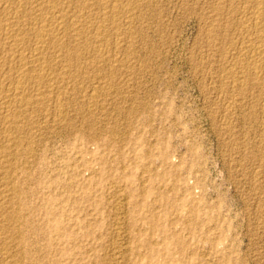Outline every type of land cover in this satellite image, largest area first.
Instances as JSON below:
<instances>
[{
    "label": "rangeland",
    "instance_id": "374dc122",
    "mask_svg": "<svg viewBox=\"0 0 264 264\" xmlns=\"http://www.w3.org/2000/svg\"><path fill=\"white\" fill-rule=\"evenodd\" d=\"M68 1L70 53L47 46L49 83L0 114V264H264V0Z\"/></svg>",
    "mask_w": 264,
    "mask_h": 264
},
{
    "label": "bare ground",
    "instance_id": "6f19581e",
    "mask_svg": "<svg viewBox=\"0 0 264 264\" xmlns=\"http://www.w3.org/2000/svg\"><path fill=\"white\" fill-rule=\"evenodd\" d=\"M68 0H0V53H4V54H6V57H7V59H6V57L5 58H3V60L4 59H6L7 60V62H9V66H7V69H5L6 70V72L8 73L7 75L9 76V78H10V80H9V85H11L15 90H13V91H15L14 93H9V94H7L6 92H5V96H4V99H6V101L4 102V104H2L1 105V103H0V114L1 113H3L4 112V114H6V115H14V113L16 112V110H14V109H12V107H15L16 109H19V108H21L23 105H25L28 101H29V99H30V95H29V93L30 92H28L29 90L27 89V87H26V83L25 82H29V80H31V81H33V82H39L40 83V81H47L46 79H49V78H51V76H52V74H51V76H50V74H49V72H46L45 70H44V66L46 65V63H48L47 62V60H44V51H46V49H47V46H48V48L50 47L49 45H53V44H55L53 47L54 48H56L57 46H61L62 45V43H60V41H59V39H60V35L61 34H64V32L65 31H72V30H74V31H79L80 29H81V26L79 25V24H77L76 22H74V21H72V20H70V17L68 18V17H65L66 15H68V14H63L64 12H62V8L61 7H63V5H64V3L66 2L67 4L69 3V1L67 2ZM71 1V0H70ZM74 1H77V0H74ZM81 1V0H80ZM83 1V0H82ZM81 1V2H82ZM105 1V0H104ZM117 1V0H116ZM115 1V2H116ZM231 1V0H230ZM254 1H256V0H254ZM78 2V1H77ZM80 2V3H81ZM90 2V1H89ZM89 2L87 1H85L84 2V4L85 3H88V5H90L89 4ZM92 2V1H91ZM108 2V1H107ZM105 3V2H100V3H98V1H97V3L99 4V5H96V6H100L101 8H103L104 10L105 9H108L109 10V8L111 9L110 11H108L109 13L106 15V17L107 16H110L111 14H112V12L113 13H115L114 11V9L113 8H115L116 6V4L113 2V4H115V5H112V6H110V5H108V3ZM118 2H119V0H118ZM124 2V1H123ZM148 2V1H147ZM261 2V1H260ZM95 2H93V4H94ZM120 3V2H119ZM129 3V2H128ZM127 3V4H128ZM264 3V2H263ZM263 3H261V4H263ZM66 4V5H67ZM70 4V3H69ZM75 3H72V5H74ZM92 4V5H93ZM96 4V3H95ZM125 4V3H124ZM220 4V3H219ZM234 4V3H233ZM259 4V3H258ZM76 5V4H75ZM132 5V4H131ZM256 5H257V3H256ZM119 6V5H118ZM127 6V5H126ZM261 5H259V6H257L258 8L260 7ZM262 6H264V4L262 5ZM67 7V6H66ZM71 7V6H70ZM76 7V6H75ZM87 7V6H86ZM90 7V6H89ZM91 7H93V6H91ZM256 6H254V8H253V10L251 11V13L253 14H251L253 17L255 16L257 19H258V23H259V18L258 17H261V21H262V16L264 15H262V16H260V14L262 13V10H261V7H260V9H256L257 8ZM68 8V7H67ZM94 8H95V5H94ZM118 8V7H117ZM124 7H123V5H122V9H123ZM230 8V7H229ZM64 9V8H63ZM72 9H73V7H72ZM75 10H77V12L78 11H82V9H83V4H79L78 5V7H76V8H74ZM87 9H88V7H87ZM130 9V8H129ZM134 9V8H133ZM136 9V8H135ZM228 9V8H227ZM233 9V8H232ZM252 9V8H251ZM68 10V9H67ZM74 10V11H75ZM84 10V9H83ZM86 10V9H85ZM104 10H102V11H104ZM114 10V11H113ZM126 10V9H125ZM214 10V9H213ZM74 11H73V13H74ZM107 11V10H106ZM118 11V10H117ZM116 11V12H117ZM120 11V10H119ZM234 10H232V12H233ZM249 11V10H248ZM97 12V11H96ZM123 12V11H122ZM226 12V11H225ZM231 12V11H230ZM68 13L70 14L71 12H69L68 11ZM83 13V12H82ZM82 13H81V15H82ZM85 13H86V11H85ZM84 13V14H85ZM88 13V12H87ZM86 13V14H87ZM107 13V12H106ZM128 13V12H127ZM264 13V12H263ZM92 14V13H91ZM94 15H95V12L93 13ZM104 14H105V12H104ZM102 15V16H105V15ZM138 14V13H137ZM217 14V13H216ZM249 14H250V12H249ZM73 15V14H72ZM93 15V16H94ZM213 15V14H212ZM224 15H225V13H224ZM91 16V15H90ZM117 16V15H116ZM125 16H126V13H125ZM128 16V15H127ZM132 16V15H131ZM85 17V16H84ZM83 17V18H84ZM113 17V16H112ZM213 17V16H212ZM249 17V16H248ZM248 17H245V18H248ZM252 17V18H253ZM72 18H74V15H73V17ZM71 18V19H72ZM78 18H80L79 16H78ZM82 18V19H83ZM87 18H88V14H87ZM108 18V17H107ZM128 18V17H127ZM135 18V17H134ZM91 19V18H90ZM102 19H103V17H102ZM110 19H111V16H110ZM114 19V18H113ZM136 19V18H135ZM104 20V19H103ZM112 20V19H111ZM131 20V19H130ZM249 20V19H248ZM83 21L85 22V20L83 19ZM82 21V22H83ZM90 21V20H89ZM107 21H109V19L107 20ZM117 21V20H116ZM124 21V20H123ZM133 21V20H132ZM211 21V20H210ZM243 21V20H242ZM250 21V20H249ZM264 21V20H263ZM81 22V21H80ZM86 22H88L87 21V19H86ZM120 22H121V20H120ZM212 22V21H211ZM255 22V21H254ZM128 23V22H127ZM242 23V22H241ZM240 23V24H241ZM245 23H246V21H245ZM245 23H244V25H245ZM23 24H26L27 26H28V29H29V31H30V33H28V36H27V39H25L24 37H21V35L19 36V34L17 33V29H18V27L19 26H21V25H23ZM101 24H102V22H101ZM105 24V23H104ZM116 24V23H115ZM130 24V23H129ZM212 24V23H211ZM231 24V23H230ZM251 24V23H250ZM263 24V23H262ZM261 24V25H262ZM25 25V26H26ZM98 25V24H97ZM126 25V24H125ZM256 25V24H255ZM122 26V25H121ZM252 26H253V24H252ZM252 26H249L250 28L249 29H251V27ZM23 27V26H22ZM85 27H87V26H85ZM208 27H210V26H208ZM246 27V26H245ZM82 28H83V26H82ZM102 28H103V26H102ZM241 28V27H240ZM255 28H257V25H256V27ZM20 29V28H19ZM23 29H24V27H23ZM247 29V28H246ZM245 29V30H246ZM84 30V29H83ZM99 30V29H98ZM120 30V29H119ZM126 30V29H125ZM244 30V29H243ZM252 30V29H251ZM254 30V29H253ZM256 30V29H255ZM254 30V31H255ZM258 30H259V27H258ZM260 30H262V28H260ZM24 31H26V29L24 30ZM93 31H94V29H93ZM210 31V30H209ZM209 31H208V33H209ZM27 32H28V30H27ZM98 32V31H97ZM104 32V31H103ZM263 32V31H262ZM23 33V32H22ZM21 33V34H22ZM25 33V32H24ZM100 33V32H99ZM246 33V32H245ZM256 33V32H255ZM81 34V33H80ZM87 34V33H86ZM104 34V33H103ZM65 36H67V34H64ZM76 35H77V33H76ZM89 35V34H88ZM92 35V34H91ZM96 36H97V34H95ZM99 35V34H98ZM123 35V34H122ZM207 35V34H206ZM245 35V34H244ZM250 35V34H249ZM253 35H255V34H253ZM256 35H259V33L258 34H256ZM22 36H23V34H22ZM25 36V35H24ZM87 36V35H86ZM68 37H70V35L68 36ZM73 37V36H72ZM72 37H71V39H72ZM78 37V36H77ZM100 37V36H99ZM102 37V36H101ZM100 37V38H101ZM249 37V36H248ZM261 37V36H260ZM59 38V39H58ZM64 38V37H63ZM76 38V37H75ZM84 38V37H83ZM257 38V37H256ZM262 38H263V36H262ZM102 39V38H101ZM116 39V38H115ZM254 39H255V37H254ZM259 39V38H258ZM63 40V39H62ZM100 40V39H99ZM103 40V39H102ZM107 40V39H106ZM249 40V39H248ZM80 41V40H79ZM99 42V41H98ZM261 42V41H260ZM75 43V42H74ZM83 43V42H82ZM85 43V42H84ZM246 43H247V41H246ZM245 43V44H246ZM249 43V42H248ZM248 43H247V45H248ZM256 43V42H255ZM263 43V41L261 42V43H259V44H262ZM24 44H26V45H24ZM71 44V43H70ZM81 44V43H80ZM82 45V44H81ZM83 45H85V44H83ZM82 45V46H83ZM101 45V44H100ZM241 45V44H240ZM250 45V44H249ZM63 47H64V45H62ZM61 46V47H62ZM66 46H67V44H66ZM243 46V45H242ZM252 46V45H251ZM74 47V46H73ZM86 47V46H85ZM94 47V46H93ZM92 47V48H93ZM245 47V46H244ZM249 47V46H248ZM50 48H52V46L50 47ZM49 48V49H50ZM58 48V47H57ZM76 48V47H75ZM91 48V47H90ZM100 48H101V46H100ZM254 48V47H253ZM61 49V48H60ZM246 49V48H245ZM245 49H243V50H245ZM55 50V49H54ZM66 50H67V48H66ZM65 50V47H64V50H63V54H64V52L66 51ZM85 50V49H84ZM102 50V49H101ZM247 50H249V49H247ZM245 51V52H248V51ZM57 51L58 50H56V53H57ZM60 51V50H59ZM70 51V50H69ZM103 51V50H102ZM111 51V50H110ZM240 51V50H239ZM251 51V50H250ZM253 53L250 55L251 56V59H252V61L254 62V63H257V65H256V69H259V70H261V66L259 65V63L261 62V60H262V57H264L263 55H264V45L262 44V45H257V47L256 48H254L253 50ZM96 52V51H95ZM48 53V52H47ZM68 53V52H67ZM67 53L65 52V54H66V56H68L67 55ZM70 53V52H69ZM68 53V54H69ZM72 53V52H71ZM75 54H77L76 52H74ZM126 53V52H125ZM240 53V52H239ZM239 53H238V56H239ZM243 53V52H242ZM3 54V55H4ZM52 54V53H51ZM51 54H50V56H51ZM102 54V53H101ZM248 54H250L249 52H248ZM79 55V54H78ZM109 55H110V53H109ZM2 55L0 54V57H1ZM48 54H47V57H50ZM57 55H52V57L51 58H55ZM71 56V55H70ZM75 56V55H74ZM64 57H65V55H64ZM79 57V56H78ZM118 57V56H117ZM68 58L69 57H67L66 59L68 60ZM76 58V57H75ZM104 58V57H103ZM235 58V57H234ZM49 59V58H48ZM56 59V58H55ZM59 59V58H58ZM65 59V60H66ZM82 59V58H81ZM84 59V58H83ZM87 59V58H86ZM106 59V58H105ZM112 59H113V56H112ZM249 59H250V57H249ZM261 59V60H260ZM264 59V58H263ZM50 60V59H49ZM57 60V59H56ZM66 60V61H67ZM93 60H95V59H93ZM109 60V59H108ZM114 60V59H113ZM59 61H60V59H59ZM59 61H57V62H59ZM75 61V60H74ZM11 62H13V64H14V62H16V66H15V64H14V66L13 65H11ZM53 62H55L54 60H53ZM62 62V61H61ZM65 62V61H64ZM106 62H107V59H106ZM245 62V61H244ZM250 62V61H249ZM2 63V62H1ZM92 63V62H91ZM110 63V62H109ZM263 63V62H262ZM52 64V63H51ZM54 64V63H53ZM63 64V63H62ZM125 64V63H124ZM246 64V63H245ZM252 64V63H251ZM261 64V63H260ZM66 65H67V63H66ZM111 65V64H110ZM113 65V64H112ZM128 65V64H127ZM249 65V64H248ZM264 65V64H263ZM47 66V65H46ZM50 66V65H49ZM252 66V65H251ZM64 67V66H63ZM75 67V66H74ZM232 67H235V66H232ZM56 68V67H55ZM110 68V67H109ZM236 68V67H235ZM248 68V67H247ZM250 68V67H249ZM254 68H255V66H254ZM264 68V67H263ZM46 69V68H45ZM50 69V68H49ZM67 69V68H66ZM250 69H252V68H250ZM249 70V69H248ZM253 70V69H252ZM234 71V70H233ZM231 72V73H234V72ZM258 70H255L254 71V73H252V74H256V72H257ZM55 72V71H54ZM0 73H3V72H1V69H0ZM62 73V72H61ZM66 72H64V74H65ZM230 73V72H229ZM4 74H5V72H4ZM64 74H62V75H64ZM68 74V73H67ZM67 74H66V76H67ZM112 74V73H111ZM262 74V73H261ZM2 75V74H1ZM59 75V74H58ZM248 75V74H247ZM250 75H251V73H250ZM6 76V75H5ZM58 77V76H57ZM57 77H54V79L56 78V79H58ZM63 77V76H62ZM231 77V76H230ZM230 77H228V79L230 78ZM257 77H260V75L259 76H257ZM7 78V77H6ZM64 78V77H63ZM67 78V77H66ZM73 78V77H72ZM110 78V77H109ZM232 78V77H231ZM251 78V77H250ZM253 78V77H252ZM3 79V78H2ZM56 79H55V81H56ZM60 79H62V78H60ZM97 79H98V77H97ZM237 79V78H236ZM240 79V78H239ZM0 80H1V77H0ZM4 80V79H3ZM59 80V79H58ZM66 80V79H65ZM250 80V79H249ZM2 81V80H1ZM30 81V82H31ZM51 81V80H50ZM60 81V80H59ZM62 81V80H61ZM64 81V80H63ZM80 81V80H79ZM48 82V81H47ZM54 82V81H53ZM68 82V81H67ZM6 83V82H5ZM4 83V84H5ZM32 83V82H31ZM49 83V82H48ZM45 84V83H44ZM62 84V83H61ZM104 84V83H103ZM106 84V83H105ZM224 84V83H223ZM3 85V84H2ZM7 85V84H6ZM28 85V84H27ZM39 85H41V83L39 84ZM92 85V84H91ZM222 85V84H221ZM32 86H33V84H32ZM47 86V85H46ZM49 86H50V84H49ZM56 86V85H55ZM73 86V85H72ZM3 87V86H2ZM7 87V86H6ZM33 87H35V86H33ZM93 87V86H92ZM103 87V86H102ZM107 87V86H106ZM30 88V87H29ZM40 88H41V86H40ZM63 88V87H62ZM12 89V88H11ZM36 89H39V88H36ZM51 89V88H50ZM9 90V89H8ZM12 91V90H11ZM35 92L37 91V90H34ZM97 91V90H96ZM102 91V90H101ZM2 92V91H1ZM32 92V91H31ZM41 92V91H40ZM57 92H58V90H57ZM65 92V91H64ZM264 92V91H263ZM3 93V92H2ZM37 94H38V91L36 92ZM44 93V92H43ZM48 93V92H47ZM50 93V92H49ZM93 93V92H92ZM108 93V92H107ZM61 94V93H60ZM65 94V93H64ZM263 94V93H262ZM0 95H1V93H0ZM39 95H41V94H39ZM39 95H37V96H39ZM45 95V94H44ZM51 95V94H50ZM56 95V94H55ZM86 95V94H85ZM33 96H35L34 94H33ZM46 96V95H45ZM36 97V96H35ZM89 97V96H88ZM91 97H92V94H91ZM94 97H95V95H94ZM1 98V97H0ZM31 98H33V97H31ZM2 99V98H1ZM41 99H44V97H43V95L42 96H39V97H36V98H34V101H42ZM48 100V99H47ZM243 100V99H242ZM40 101L38 102V103H40ZM59 101V100H58ZM32 102V101H31ZM36 102L34 103V105H36ZM92 102H94V101H92ZM97 102V101H96ZM43 103V102H42ZM57 103V102H56ZM91 104V103H90ZM27 105H29V104H27ZM44 105V104H43ZM93 105V104H92ZM262 105V104H261ZM12 106V107H11ZM32 106V105H31ZM55 106V105H54ZM17 107H19V108H17ZM24 108V107H23ZM50 108V107H49ZM25 109V108H24ZM24 109H22V112H23V110ZM31 109V108H30ZM26 110H27V108H26ZM34 110V109H33ZM59 110V109H58ZM19 111H21V110H19ZM39 111V110H38ZM51 111V110H50ZM17 112H18V110H17ZM22 112H21V114H22ZM20 113V112H19ZM24 113V112H23ZM60 113V112H59ZM93 113V112H92ZM3 114V115H4ZM21 114L19 115V116H21ZM61 114V113H60ZM85 114H86V112H85ZM2 115V116H3ZM15 115H16V113H15ZM18 115V114H17ZM57 115H59V114H57ZM94 115V114H93ZM5 116V115H4ZM53 116V115H52ZM66 116V115H65ZM9 117V116H8ZM14 116H12V118H13ZM18 117V116H17ZM10 118V120L12 121L13 119H11V117H9ZM9 118H6L7 120H9ZM55 118V117H54ZM58 118V117H57ZM254 118V117H253ZM5 120V119H4ZM16 120V119H15ZM10 121V122H11ZM14 121V120H13ZM41 121V120H40ZM45 121V120H44ZM86 121V120H85ZM1 122V121H0ZM9 122V121H8ZM34 123V122H33ZM4 124V123H3ZM1 125V124H0ZM6 125V124H5ZM16 125H17V122H16ZM20 125V124H19ZM30 125V124H29ZM23 126V125H22ZM15 128H16V126L15 125H9L7 128H4V129H2V127L0 126V140H1V138L3 139L4 137H2L3 135H5L6 134V136H7V134H9L11 131H13V130H15ZM18 128V127H17ZM23 128H25V126L23 127ZM28 128V127H27ZM35 128V127H34ZM19 130V129H18ZM15 132V131H14ZM12 134V133H11ZM13 134H15V133H13ZM27 134H28V132H27ZM24 135V134H23ZM35 135V134H34ZM6 136H5V138H6ZM9 136V135H8ZM11 136V135H10ZM13 136V135H12ZM12 136H11V138H12ZM19 136V135H18ZM89 136V135H88ZM23 137V136H22ZM18 138V137H17ZM14 139H15V137H14ZM30 139V138H29ZM22 140V139H21ZM27 140V139H26ZM16 141V140H15ZM20 141V140H19ZM7 142H9V140L7 141ZM17 142V141H16ZM15 142V143H16ZM35 142V141H34ZM9 143H12L11 142V140H10V142ZM19 143H21V142H19ZM3 144H4V140H3ZM8 144V143H7ZM12 144H14V143H12ZM18 144V143H17ZM36 144V143H35ZM11 145V144H10ZM15 145V144H14ZM27 145H29L28 144V140H27ZM1 146V145H0ZM7 146V145H6ZM16 146V145H15ZM30 146V145H29ZM2 147V146H1ZM4 147V146H3ZM2 147V148H3ZM7 148V147H6ZM12 148V147H11ZM19 148V147H18ZM9 149V148H8ZM7 149V151H10V150H8ZM13 149V148H12ZM15 149V148H14ZM27 149V148H26ZM22 150V149H21ZM5 149L4 150H0V161H1V159L3 158V157H5L8 153H6V155H5ZM13 152V151H12ZM17 152V151H16ZM16 152H14V154H17ZM13 154V155H14ZM13 155H11L12 157H13ZM19 155V154H18ZM7 157H8V155H7ZM17 157V156H16ZM30 158V157H29ZM5 159V158H4ZM9 159V158H8ZM6 160V159H5ZM17 160V159H16ZM7 161V160H6ZM5 161V162H6ZM2 164V163H1ZM3 166H4V164H3ZM8 167V166H7ZM9 168V167H8ZM11 169V168H10ZM14 172V171H13ZM19 172V171H18ZM11 173V172H10ZM7 174V173H6ZM2 176V175H1ZM14 179V178H13ZM5 181H6V178L4 179ZM26 181V180H25ZM16 185V184H15ZM13 186V185H12ZM16 187V186H15ZM17 187H19V185H17ZM13 188H14V186H13ZM16 188H14V189H11V191L12 190H15ZM9 190H10V188H9ZM20 190V189H19ZM18 189H17V191L16 192H19L18 194H16L17 196H16V199H18L19 197H18V195H21V191H19ZM11 191H10V193H11ZM13 195H14V192L12 193ZM10 196V195H9ZM25 196V193L23 194V196H20V197H22V199H23V197ZM13 197V196H12ZM18 197V198H17ZM19 200V199H18ZM21 200V199H20ZM19 202V201H18ZM23 202V201H22ZM19 204H21V203H19ZM18 205V204H17ZM22 205V204H21ZM23 206V205H22ZM24 206H25V204H24ZM23 206V207H24ZM19 207L20 206H18V210H19ZM24 209V208H23ZM22 209V207H21V209H20V211L21 210H23ZM19 211V213H22V211L20 212ZM15 212V211H14ZM24 212V211H23ZM13 213V212H12ZM17 213H18V211H17ZM16 214V213H15ZM23 214V213H22ZM21 214V215H22ZM8 216V215H7ZM13 216H14V214H13ZM19 216H20V214H18V217H17V215H16V220L17 219H19ZM23 216V215H22ZM9 217V216H8ZM11 217V216H10ZM10 217H9V220H10ZM14 218V217H13ZM22 218V217H21ZM20 218V219H21ZM23 219V218H22ZM24 220V219H23ZM14 221V220H13ZM18 221H20V220H18ZM23 222V221H22ZM2 223V222H1ZM13 223V222H12ZM14 223H15V221H14ZM18 223V222H17ZM19 224V223H18ZM21 224H23V223H21ZM26 224V223H25ZM20 226V225H19ZM23 226V225H22ZM22 229H23V227H22ZM19 233V232H18ZM23 233V232H22ZM24 234V233H23ZM22 234V235H23ZM7 235V234H6ZM20 235V234H19ZM22 235H20L21 237H22ZM24 236V235H23ZM11 238V237H10ZM17 238V237H16ZM20 238V237H19ZM23 238V237H22ZM18 240V239H17ZM25 242H26V240H24ZM1 243V242H0ZM20 243V242H19ZM21 243H23V240H22V242ZM147 243V242H146ZM153 244V243H152ZM152 244L150 245V246H152ZM4 245V244H3ZM22 245V244H21ZM25 245V244H24ZM23 245V246H24ZM148 245V246H149ZM22 247V246H21ZM3 248H4V246H3ZM152 247H150V249H151Z\"/></svg>",
    "mask_w": 264,
    "mask_h": 264
}]
</instances>
